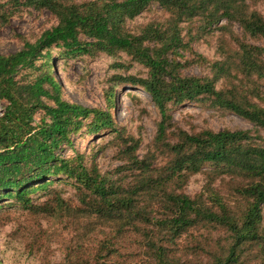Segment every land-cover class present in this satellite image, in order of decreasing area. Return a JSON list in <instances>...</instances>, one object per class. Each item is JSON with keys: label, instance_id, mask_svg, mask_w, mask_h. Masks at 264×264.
<instances>
[{"label": "trees", "instance_id": "16d2710c", "mask_svg": "<svg viewBox=\"0 0 264 264\" xmlns=\"http://www.w3.org/2000/svg\"><path fill=\"white\" fill-rule=\"evenodd\" d=\"M152 3L164 8L168 19L145 25L139 33L128 31L127 21ZM7 5L47 9L58 23L34 42L25 40L20 50L0 54V98L8 103L0 116V200L14 199L26 209L54 212L65 205L61 196L55 204H37L31 194L51 187L54 178L72 182L79 191L77 210L112 226L115 233L99 242L94 256L86 253L90 250L86 245L74 247L64 264H106L105 258L120 254L116 246L120 234L130 238V248L150 264H184L170 245L185 234L199 239L194 238V230L212 227H221L227 235L223 243L214 244L225 249L214 250L211 245L201 264L255 260L264 264V138L255 142L243 130L189 132L176 127L170 114L176 105L210 98L213 106L232 110L264 129L263 106L239 90L218 89L212 79L182 73L184 62L175 56L182 45L184 21L199 19L207 27L223 18H238L252 36L264 38V17L246 13L245 4L238 0H6L0 3V17H5ZM54 46L67 56L124 52L148 68L147 78L120 80L141 85L160 110L155 144L167 154L162 165L154 164L155 155L140 158L139 143L124 133L118 139L125 146L126 163L113 176L95 164L88 166L81 154H62L75 147L74 136L85 128L97 132L111 127L113 120L108 112L65 98L53 73L50 49ZM263 56L264 46L241 45L240 69L264 78ZM29 68L34 73L30 79L19 77ZM113 97L114 93L107 97L111 107ZM206 164L224 166L230 175L246 181L237 187L247 203L240 215L220 198H215L218 209L204 196L192 197L180 190L190 174ZM253 245L258 255L248 256Z\"/></svg>", "mask_w": 264, "mask_h": 264}, {"label": "rangeland", "instance_id": "374dc122", "mask_svg": "<svg viewBox=\"0 0 264 264\" xmlns=\"http://www.w3.org/2000/svg\"><path fill=\"white\" fill-rule=\"evenodd\" d=\"M238 1L245 4L246 13L255 12L264 17V0ZM2 2L6 0H0ZM10 6L7 5V11H3L5 17H0V54L7 55L20 50L25 40L34 42L45 30L58 23L57 18L47 9ZM168 17L164 8L158 3H152L135 18L128 20L126 29L139 33L145 25L162 23ZM181 30L182 45L175 56L184 62L182 73L212 79L218 89L239 90L253 99L254 103L264 107V78L242 72L239 64L240 46H264L263 37L252 36L238 18H223L207 27L199 19L184 21ZM46 51L43 50V53ZM50 52L54 56L53 73L62 84L65 98L108 112L112 114L113 120L111 127L101 128L97 132L85 128L82 133L75 135V147L63 150L65 157L81 154L88 166L95 164L103 173L113 176L126 163L122 158L125 146L118 139V134L124 133L125 137H133L139 143L140 158L155 155L154 164L157 165L166 161L167 154L162 153L155 144L161 119L160 110L141 85L120 80L127 77L147 78V67L124 52L116 55L93 52L67 56L62 55V50L56 46ZM31 70H22L19 77L30 79L34 75ZM112 93L114 107L107 101ZM7 104V101L0 98V116ZM170 114L176 127L189 132L207 128L213 131L243 130L255 142L264 138L262 127L232 110L213 106L210 98L176 105L171 108ZM86 120L89 122L90 118ZM54 179L55 183L48 189H40L31 194L33 202L37 204L46 201L55 204L56 197L61 196L65 205L54 212L26 209L14 199L0 200V264H64L67 255L79 245L88 246L90 250L86 253L90 252L89 256H94L100 247L99 242L109 233L110 236L115 233L112 226L102 225L94 217H88L77 210L81 205L79 191L72 182ZM245 183L242 177L230 175L224 166L206 164L198 172L191 173L180 190L192 197L202 195L218 209L215 198H220L234 214L240 215L247 203L237 187ZM213 189L215 193L211 195L210 190ZM193 232L194 238H200L192 240L190 235L185 234L177 240V244L170 245L173 253L180 256L184 264L205 263L204 252L211 245L214 250L225 249L224 246L214 245L219 240L223 243L227 238L221 227ZM116 240L120 254L105 258L106 264H150L143 258L144 255L130 248L131 240L126 235L120 234ZM256 248L253 245L254 251L248 256L258 255ZM261 262L255 260L250 264Z\"/></svg>", "mask_w": 264, "mask_h": 264}, {"label": "built area", "instance_id": "2783aa9c", "mask_svg": "<svg viewBox=\"0 0 264 264\" xmlns=\"http://www.w3.org/2000/svg\"><path fill=\"white\" fill-rule=\"evenodd\" d=\"M3 115V114H2Z\"/></svg>", "mask_w": 264, "mask_h": 264}]
</instances>
